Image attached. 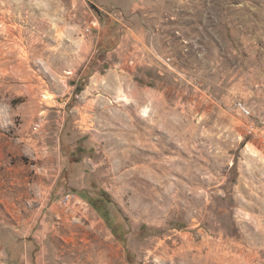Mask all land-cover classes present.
I'll list each match as a JSON object with an SVG mask.
<instances>
[{
  "label": "rangeland",
  "instance_id": "374dc122",
  "mask_svg": "<svg viewBox=\"0 0 264 264\" xmlns=\"http://www.w3.org/2000/svg\"><path fill=\"white\" fill-rule=\"evenodd\" d=\"M0 264H264V0H0Z\"/></svg>",
  "mask_w": 264,
  "mask_h": 264
},
{
  "label": "trees",
  "instance_id": "16d2710c",
  "mask_svg": "<svg viewBox=\"0 0 264 264\" xmlns=\"http://www.w3.org/2000/svg\"><path fill=\"white\" fill-rule=\"evenodd\" d=\"M83 197L86 198V199H88V197H87L86 194H84ZM96 209H98V208H96ZM102 215H103L104 218H107V216H106L104 213H103ZM106 221H107V223L110 225L109 220L106 219Z\"/></svg>",
  "mask_w": 264,
  "mask_h": 264
}]
</instances>
